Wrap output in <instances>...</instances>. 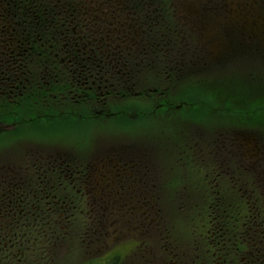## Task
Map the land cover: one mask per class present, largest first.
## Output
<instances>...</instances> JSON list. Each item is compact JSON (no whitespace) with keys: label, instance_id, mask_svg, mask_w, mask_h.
<instances>
[{"label":"rangeland","instance_id":"obj_1","mask_svg":"<svg viewBox=\"0 0 264 264\" xmlns=\"http://www.w3.org/2000/svg\"><path fill=\"white\" fill-rule=\"evenodd\" d=\"M63 1L67 5L69 0ZM14 2L19 3L21 9H26L30 5L28 0H14ZM40 2H46L48 7L44 8L48 9L52 6L53 0H40ZM83 3L85 7H83ZM79 4L82 6L79 15L82 18L80 23L86 24L87 28H79L75 34L83 37L86 35L87 45H80L77 52L82 51L84 54H90L94 61L89 62V65L84 64L81 59L75 58L77 59V63L74 64L75 68L79 67L81 70L88 68L90 71L77 96L83 93L88 95L94 91V98L96 100L103 99L102 102H106L107 108L103 109L102 102L99 101L82 102L78 100L76 105L75 102L65 101L61 107L62 110L56 108L57 110L54 109V111L48 104L43 105L39 101H35L33 95L30 94L24 97L27 98L26 100L20 101L14 114H8L9 109L1 107L0 168L1 166L6 167L8 174L15 177L22 173V167L26 163H30L31 160H38L32 162V167L45 163L55 164L50 159L56 155L65 154L73 158V164L65 169L66 174L69 175L74 172V169L83 171L88 165L89 169H92L94 165L102 164L100 159L90 160L91 156L95 154V150L98 153L100 147L106 149L128 144L141 146L139 152L141 160H160L161 166H159L157 175L158 184L164 180L162 192L164 190L165 192L163 194L161 192L156 200L160 205L159 209H154V215L152 214V219L149 220L150 226L153 229L152 225L155 224L157 229L159 224L156 218H158L161 221L162 230L166 233L163 235V240H170L167 237V235L169 236L167 232L171 231L174 237L176 236L178 243H181L178 249H184L188 264H194L195 255L199 254L194 253V246L199 245L200 253L204 254L201 242L197 240V234L204 230L202 223L205 209L212 202V198L217 197L211 196L214 188L218 191L222 190V194L218 195V201L220 207L226 208L227 211L239 210L246 214L256 204L262 210H258L261 212L258 221L263 225L264 196L261 194V189L256 188L260 185L257 182L254 183L252 173H246L249 170L243 169V163L233 164V161L261 160V158L264 160V66L256 64L250 59V62L246 61L242 64L240 61L238 63V53L223 57V66L221 67L214 65L212 61H216L215 58L230 50L224 47L226 39L223 32L227 28L236 30L233 33L237 35L235 38H238V33L240 35V32L247 30L245 26L237 28L239 6L244 7L249 15L246 22L249 27L255 23V20H263L260 21L259 29L264 44V5L262 7L264 0H84ZM257 8L259 9L257 10ZM3 10L4 8L0 9V26L8 24L9 27L5 28L8 33L4 30L3 32L4 36H9L12 28L10 21L13 20V17ZM60 11L58 9L57 15L60 14ZM150 11L155 14L151 17L150 25L154 27L159 20L165 23V26L160 27V30H156L158 32L149 31L151 34L147 32L150 29L148 27L150 16L147 13ZM158 15L160 16L158 17ZM254 16L258 18L250 19ZM184 18L188 21H185ZM119 19L125 20V28L119 24ZM161 23L160 21L159 24ZM38 28L45 29L44 23L39 24ZM199 28H201L200 32ZM1 34L2 30H0ZM3 39L0 38V63L4 64L11 60L4 50L8 44L7 41L10 42V40L8 37ZM119 48L122 49L124 57L122 58L124 61H119L124 66L116 62L117 66L114 69L105 67L108 60L117 53L119 54ZM175 58L180 63L190 62L187 67L189 72H193L191 66L194 68V65L196 67L193 70L200 71L190 74L188 78L179 79L178 76L180 84L176 87L173 86V81H166L163 77H168L164 75L163 71L166 66L172 65ZM143 62L150 63L153 68L149 67V70H147L148 68L143 70L145 66ZM173 65L175 66V63ZM61 66H63L61 74L66 80L67 76L71 75L73 65L64 62ZM100 66L103 68L102 75L98 77L95 74L98 73ZM51 70L54 72L56 69ZM120 71L123 76L117 79L119 85L113 84L116 88L123 83L125 76L124 90L138 94L141 91L146 92L147 88L151 89L149 83L153 79L155 81L156 78H160L162 80L157 85L169 95L170 102L172 97H178V99L181 97L180 99H185L188 104L178 109L183 112H171L164 107H159L157 110V101L153 102L147 97L142 100L130 99L123 103V97L118 96V93L108 92L106 95L103 88L107 87V82H105L107 75L111 73L117 75V72ZM25 73L26 71L21 70V77H17V73L12 72V82L10 78L2 79L0 89H5L6 84H9L10 87L17 85V81L20 79V82ZM134 73H136V82L132 83L129 81V74ZM0 76L7 77L5 68H0ZM147 79L150 81L147 82ZM29 81L30 83L36 82L32 77ZM157 85L155 83L156 87ZM209 93L219 94V99L222 101L233 96L234 101L238 102V96L243 97L245 107L238 110V105H231L228 109L221 101H214L213 96ZM190 96L193 97L189 98ZM202 97L208 105H197L193 101ZM176 104V102H171L170 108L175 109L174 105ZM202 106L204 108H201ZM102 111L104 116H98ZM5 112L8 115H14L17 122L8 116L4 117ZM195 131L200 132L199 138L201 139L194 138L196 137ZM234 132L242 133L241 139H243L241 140L242 147L238 149L239 153L237 154H235L234 147H229L224 151L221 146L224 137L227 142L234 138ZM156 140L160 152L144 154L148 151L147 144L144 142H149L152 151H154L153 143ZM222 156L225 157L223 160L227 162L225 166H222V170L226 173L232 172L238 178L242 175V180L238 179V184L242 185L243 189H248V192L243 194L239 187L238 192L234 190L236 183L229 179L234 175L221 172L219 167V160ZM240 156L242 159L239 158ZM230 157L232 160H228ZM101 160L107 159L102 158ZM57 167L58 165L54 168ZM134 167L139 169L138 165L134 164ZM120 168L122 173L130 172L128 167L121 166ZM209 171L219 174V179L214 180L213 175L209 178L211 176ZM35 173L36 171L31 169L30 175ZM85 173L87 175L89 172L85 171ZM142 177L141 179L137 175V181L140 180L132 181L129 184L133 188H139L141 185L144 189L142 196H138L136 193L130 194L128 203L134 208L141 206L142 197L150 198L152 196L150 186L156 183V181H152L155 178L150 175H142ZM69 182L68 180L66 183ZM143 183L146 184L143 185ZM51 184L56 183L52 181ZM95 184L101 187L100 180L94 179L92 182L86 183L84 180V184L77 185L80 188L76 189V197L72 196L74 194H69V197L73 199L79 198L84 193L90 195L85 208H83L81 199H77L82 213H77V222L70 229V236H66L68 239L67 249H70V251L67 250L68 259L72 264L86 263L83 254L86 253L87 239L84 240V243L83 241L80 243L78 239L81 228L86 226L85 216L88 217L83 212L89 213L91 218H94L95 224L98 225L102 216L99 208L103 205L107 206L104 204L107 200L106 196L100 202L95 201L94 196L97 191H100L95 189ZM37 186L38 184L35 183L34 187ZM118 200L123 199L118 198ZM103 215L104 219L109 218L113 222L117 221L110 215V211L104 212ZM229 222L226 225L230 224V229L237 230L234 222ZM96 228L100 229V226ZM108 229L109 234L115 230L110 224ZM104 230L106 233L107 227ZM262 232L263 230L258 233V236L264 246ZM213 233L211 230L209 238L213 237ZM232 239L234 241V237ZM144 243L146 247L143 248V253L148 264H161L159 254L161 253L163 257L167 255L164 256L160 241L156 236L153 233L146 234ZM243 247L244 244H242V249ZM169 264L172 263L169 261Z\"/></svg>","mask_w":264,"mask_h":264},{"label":"flooded vegetation","instance_id":"obj_2","mask_svg":"<svg viewBox=\"0 0 264 264\" xmlns=\"http://www.w3.org/2000/svg\"><path fill=\"white\" fill-rule=\"evenodd\" d=\"M259 8H257V10ZM152 11L147 13V15L150 16V21L148 23L150 29L147 27L148 33L149 31L158 32L156 30H160V27L165 26L162 20H159L154 27L150 25L152 20L151 17L155 15ZM162 15H164V13H162ZM159 16L160 15H158V17ZM184 20L188 21V19L185 18ZM160 21L162 22L161 24H159ZM257 23L258 24L254 26L256 28H254L255 30L248 32L243 31L240 32V35L243 33L251 35L253 40L258 42L257 48L264 49V47H262L264 44L261 39V30L259 29L260 21H257ZM119 24L122 28L126 26L124 19H119ZM198 30L200 32L201 28ZM234 31L236 30H231L233 33ZM225 32L230 33L229 30ZM174 63L177 66L181 64L175 58L170 67H165L170 71L167 75L168 77L164 78L166 81H172L170 76L174 74ZM137 65L140 66V64ZM131 78L132 75L129 74V79ZM161 80L162 79H157L158 85ZM159 89L161 88H158V90ZM158 90H154L155 94L146 93L144 99L147 97L148 100L153 102L157 101V110L159 107H164L171 112H176V108H170L171 102L169 101V95L166 92L164 93V91L157 93L156 91ZM98 116L103 117V111L100 112ZM194 134L196 136L194 137L192 135L194 138L201 139L199 138V131H195ZM234 134V138L229 142H227L226 137H224L221 146L224 151L229 149V147H234L236 149L235 154H237L239 153L238 149L242 147L241 140L243 139H241L242 133L240 135L238 132H234ZM144 143L147 144L148 148V151L144 154H157L160 152V148L157 146V140L153 143L154 151H152L149 142L146 141ZM141 148L142 147L139 145L132 144L106 149L100 147L98 153L96 152L97 150H95V154L91 156L90 160L100 159L102 164H96L92 169H89L88 165L83 171L74 169V172L69 175L66 174L65 169L73 164V158L65 154L56 155L54 158L50 159L55 164L45 163L44 165L39 164L32 167V162L38 160H31L30 163L28 162L22 167V173L17 174L15 177H11L6 171V167L1 166L0 264H72L69 263L68 259V251H70V249H67V237L70 236V229L77 222V213H82L80 203L77 199H81L83 208H85L88 205V198H90V195L84 193L79 198L73 199L69 197V194H74L72 196L76 197V189L80 188L77 187V185L80 186L84 184V180L86 183L92 182L94 179L100 180L101 182V187H99V185L97 186V183L95 184V189H99L100 191L96 192L94 199L100 202L103 197L106 196L107 200L104 204H107V206H104L102 202L103 206L99 208L102 216L98 225L95 224L94 218H91L89 213L86 211L83 212L85 215H88V217L85 216L86 226L81 228L78 239L80 243L82 241L84 243V240L87 239L85 244L86 253L83 254L86 258V263L84 264H148V260L143 253V248L146 247L144 237L148 233H153L156 236L160 241L164 256L167 255L163 257L161 253L159 254L161 264H169V261L172 264H176V255L179 254L180 256L183 255V258L186 259V261L182 260L181 264H188L184 249H178L180 244H178L176 236L174 237L171 231H169L167 232V234H169L167 237H169L170 240L164 241L163 235L166 233L162 230L161 221L158 218H156L159 224L158 228L156 229L155 224L152 225L154 227L153 229L150 226L149 220L152 219V214L154 215V209H159L160 204L156 202V200H158L159 194L162 192V183L164 180L158 184L157 175L159 166H161L160 160H141L139 153ZM102 158L107 160H101ZM239 158H241V156ZM223 159H225L224 156L219 160L221 172H224L222 166H225L227 163L226 160ZM228 160H232V157L228 158ZM238 162L240 164L243 163V169L249 170L246 173H252V180L254 183L257 182L260 185V187L256 186V188L261 189V194L264 196V160H262V158L261 160H234L233 164H238ZM134 164L138 165L139 169H135ZM56 165H58V167L54 168ZM121 166L128 167L130 172L122 173ZM31 169H34L36 173L30 175ZM142 169H144L143 172H140ZM85 171L89 173L86 175ZM210 174L211 176L208 174L209 178L213 175L214 180L219 179V174L211 172ZM226 174L234 175L232 172H227ZM137 175L140 176L141 179L143 178L142 175H150L152 178H155L152 179V181H156V183L150 186L152 196L150 198L142 197L141 206L134 208L128 203L130 194L136 193V195L142 196V192L144 191L141 185L139 188H133L129 185L132 181L138 182L140 180L137 181ZM229 179L236 183L234 185V190L238 192L239 187V189L243 191V194L244 192H248V189H243V186L238 184V179L242 180V175L240 178L234 175L229 177ZM68 180L70 182L67 184L66 182ZM52 181H55L56 184H51ZM35 183L38 184L36 188L34 187ZM145 184L146 183H143V185ZM221 191H218L216 188L212 190L211 196H217V200L212 198V202L209 203V206L205 209L204 221L202 223L204 230L201 233H203L205 238L214 245L217 229H224L227 235L221 232L222 235L219 234L221 239L218 241L222 244L226 243V240L232 241L236 250L238 249V252L226 253V248L223 249L222 246H220L219 249H214L215 253L210 255L211 249L208 251L204 250L205 247L202 248L204 254L200 253L201 249H196L194 253L199 254L195 255L194 264H264V246L260 242V237L258 236V233L263 230L262 239L264 240V224L261 225L258 221L261 217V212L258 210H262L255 204L246 214L239 210L235 212L227 211L226 208L220 207L219 205L218 195L222 194ZM164 192L165 190L162 194ZM118 198L123 200L117 201ZM213 204H215V211H222L223 216L219 215L215 219L212 217L210 220L208 213L212 206H214ZM107 211H110V215L117 219L116 222L109 220V218H103V213ZM233 216H236V218ZM229 221L234 222V226L237 227V230L233 231L229 228L230 224L226 225L230 223ZM109 224L115 229L111 231L110 234L108 229ZM98 226H100V229L96 228ZM106 227L107 232L105 233L104 229ZM211 230H213L214 233L213 237L209 238ZM102 231H104V233H102ZM81 235L84 236L82 237ZM232 237H234V241ZM161 241L164 243H161ZM242 244H244L243 249ZM224 250L225 253L223 252ZM98 255L101 256L97 257Z\"/></svg>","mask_w":264,"mask_h":264},{"label":"trees","instance_id":"obj_3","mask_svg":"<svg viewBox=\"0 0 264 264\" xmlns=\"http://www.w3.org/2000/svg\"><path fill=\"white\" fill-rule=\"evenodd\" d=\"M28 2L30 4L29 7L26 9H21L20 4L14 2V0H0V9L4 8L8 15L10 17H13V20L10 21V25L12 26V28L10 29L11 34H9V36L11 35L10 37L4 36L3 32V30L5 31L6 27H9L8 24H3V26H0L2 27V29H0L2 30L0 38L3 39L5 37H8L10 40V42L7 41L8 44L6 45L4 50H6L5 53L11 60L6 61L4 64L0 63V68H5L7 73V77L5 78H2L0 76V81L2 79L10 78V81L12 82V72H16L17 77H21V70L26 71V73L24 74V78H22L20 82V79L17 81V85L10 87L9 84H6L7 87L5 89H0V108L3 107L5 109H9L8 114H14L16 112V108L20 104V101H22V99L26 100L27 98L24 97H26L28 94L33 95L32 97L35 101H39L43 105L48 104L50 109L53 110H57L56 108L62 110L61 107L65 103V101L75 102V105L78 104V100L82 102L104 101L103 99L96 100L94 98V91L90 92L88 95H85L83 93L82 95L77 96L81 92L82 85L84 84L83 81L85 77L90 74V71L88 68H85V70H81L79 67L75 68L74 64L77 63V59H81L84 64H89V62L94 61L92 60L90 54L85 53L87 54L85 55L82 51H80V53L77 52V49L80 45H87L86 35L84 37L75 35L79 28H87L86 24L80 23L82 18L79 16L81 14L80 10H82V6L79 3L84 2V0H69L67 2V5L64 4L63 0H53L51 6L52 8L50 7L48 9L44 8L48 7L46 2H40V0H28ZM83 7H85L84 3ZM58 9L61 10L59 15H57ZM42 23H44L45 29L38 28V25ZM5 32L8 33L7 31ZM241 36L244 37L246 41L245 44H242L241 46L244 52L242 53L241 59H239L238 57V63L241 61V63L244 64L246 61L250 62L251 60L256 64L264 66L263 48L255 50V47L253 46L255 43L251 35L247 33L239 35L238 33V38ZM118 51L119 54L117 53L116 55H114V57L108 60L105 67L114 69L117 66L115 65L116 62L119 65L124 66L119 61H122V58H124L122 56V51L120 48ZM228 56V52H225L224 57ZM64 62H68L73 65L71 68V75L67 76L66 80L61 74V67H63L61 66V64ZM102 67H99L98 73L95 74L96 76L99 77L102 75ZM149 67L153 68V66L148 63L147 66L143 67V70H145L146 68H148L147 70H149ZM51 69L56 70L52 72ZM163 73L164 75H168L170 71L165 68V71H163ZM122 76V71L117 72V75H112V73L108 74L107 81H105L107 82V87H102L104 89L103 92L106 95H108V92L118 93L117 95H120L123 98L133 95L131 91L126 92L123 88L126 81L125 76L123 83H121L119 87L116 88L113 86L114 83L118 84L117 79L122 78ZM29 77H32L36 82L30 83ZM135 77L136 73L132 74V78L129 79V81L135 83ZM149 81L150 79L147 80V82ZM17 82L14 81V83ZM150 83L149 85L152 86L153 80ZM25 89L28 91H26ZM153 90H158V87L155 86ZM209 94L213 96L214 100H221L219 99V94ZM102 96H104V94H102ZM199 100L201 102H199L200 105H202V103H204V106L205 104H207V101L203 97L199 98ZM237 100L238 102L234 101L233 96H230V98L226 99V101L231 103V105H238V110L244 109L245 106L243 105V97L238 96ZM193 101H198V99H194ZM102 105L104 107L103 109L107 108V106H105L106 102H102ZM204 106H202L201 108H204ZM8 114L5 112L3 116L13 118L17 122V119L14 117V115ZM214 199L217 200V198ZM213 205L214 206H212L208 213L210 220L212 219V217H214L215 219L219 215L223 216V212L215 211V204ZM233 217L236 218V216ZM221 232H223L224 235H227L224 229H217V236L215 237L214 245H212L210 241L205 238V235L203 233L197 235V240L201 242L202 248L205 247L204 250L209 251L211 249L210 255L215 253L214 249L217 250L220 248V246H222L223 249L226 248V253L238 252V249L236 250L232 241L226 240V243L224 244L218 241L221 239L219 237V234L222 235ZM194 248V252H196V249H200V246L196 245L194 246ZM225 250L223 251L224 253ZM179 256L180 254L176 255V260L174 259L176 261V264H181L182 260L186 261V259L183 258V255L180 257Z\"/></svg>","mask_w":264,"mask_h":264},{"label":"bare ground","instance_id":"obj_4","mask_svg":"<svg viewBox=\"0 0 264 264\" xmlns=\"http://www.w3.org/2000/svg\"><path fill=\"white\" fill-rule=\"evenodd\" d=\"M242 23H245L243 21H241ZM244 25L243 24H239V27L242 28ZM224 37L226 39V44H224L225 48L230 49L228 54H237L238 53V57L242 56V53L244 52L243 48L241 47L242 44H245L246 39L244 37H239V38H233L231 39L229 37L228 32H224ZM255 42V44L253 45L255 47V50H257V46H258V42H256L255 40H253ZM236 42V43H235ZM238 44V45H237ZM260 44V42H259ZM261 45V44H260ZM224 57V55H219L218 58H215L216 61H214V65L216 66H222L223 65V61L222 58ZM215 101V100H214ZM222 102V104L224 103L226 108H230L231 107V103L222 100H219ZM234 117V116H233Z\"/></svg>","mask_w":264,"mask_h":264}]
</instances>
